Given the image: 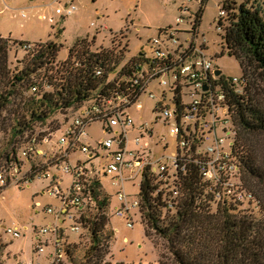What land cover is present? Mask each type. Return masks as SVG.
Masks as SVG:
<instances>
[{
    "label": "built area",
    "instance_id": "2783aa9c",
    "mask_svg": "<svg viewBox=\"0 0 264 264\" xmlns=\"http://www.w3.org/2000/svg\"><path fill=\"white\" fill-rule=\"evenodd\" d=\"M197 1L205 6L209 0ZM43 5L51 8L52 13L44 12L40 18L51 24H57L58 17L71 16L78 9L75 0H47ZM218 6L219 18L215 23L217 30L223 31L228 10L224 1ZM182 9L190 11L186 6ZM22 15L27 13L23 11ZM201 18L202 11L190 20L185 15L178 16L176 27L160 28L161 35L150 40L152 56H147L146 51L143 56L139 54L143 59L135 64L136 73L124 90H116L110 95L100 94L77 107L68 108L61 112L66 123L59 119L47 123L51 117L37 124L24 133L18 143L17 158L0 169V185L46 180L47 187L40 189L35 196L50 195L59 200L58 205L45 204L40 199L32 204L36 212L54 218L53 222L36 229L40 241L37 252L42 254L46 247L52 246L47 264H69L70 252L80 243L70 240L69 230L79 233L80 237L85 231L91 233L92 223L103 221V216L108 217L111 210L110 196H101L103 189L88 161L71 159L76 151L90 153V158L99 154V148L109 151L111 161L103 169L118 186L116 216L125 219L129 228L134 227L137 215L144 223L140 196L144 174L155 176L156 194L168 196L166 202L173 207L178 200L180 177L190 163L198 165L216 200H230L242 205L258 203L256 194L244 182L242 167L234 151L236 113L223 89L222 74L215 73L218 67L205 53L208 39L200 36ZM181 24L187 26L182 28ZM180 34L183 38L179 37ZM24 47L30 49L32 44ZM230 82L238 86V91L248 84L243 76L232 77ZM157 83L175 92L171 99L173 107L166 103V91L158 95L153 90L152 85ZM32 90L38 91V85L35 84ZM144 95L159 99L157 109L162 116L156 122L163 118L170 134L177 138V146L171 154H160L152 148L144 138L154 137L153 128L148 122L136 124L129 113L131 106L144 108ZM187 95L190 101L186 100ZM72 113L74 118L69 121ZM95 123L101 125L107 136L92 142L89 129ZM129 128L137 135L131 137ZM228 140H231L230 144ZM161 141L163 147L169 149L170 144L164 135ZM115 145H118L117 149H114ZM65 175L70 176L67 184L63 182ZM129 182L138 187L133 199L126 190ZM4 229L15 238L23 237L25 233L17 225H5ZM42 235L51 238L42 242ZM28 264L41 263L30 261Z\"/></svg>",
    "mask_w": 264,
    "mask_h": 264
},
{
    "label": "trees",
    "instance_id": "16d2710c",
    "mask_svg": "<svg viewBox=\"0 0 264 264\" xmlns=\"http://www.w3.org/2000/svg\"><path fill=\"white\" fill-rule=\"evenodd\" d=\"M224 6L228 16L222 44L240 62L248 84L238 91L230 77L222 75L221 80L236 113L234 151L244 182L256 193L258 203L246 206L216 200L198 165L190 163L171 207L168 196L156 194L155 176L145 173L141 211L147 235L154 231L162 241L160 264H264V100L262 89L250 82L248 74L252 71L264 84V13L258 0L241 4L224 0ZM25 45L0 36V169L17 158L24 133L100 94L124 90L136 73L135 64L143 59L138 55L123 63L128 45L99 49L83 38L63 62H58L60 45L55 41L24 47L23 58L12 62V50ZM35 84L38 91L32 90ZM5 187L0 185V194ZM102 220L92 223L90 248L81 257L73 249L69 264L110 263L107 256L113 233L105 228L108 217Z\"/></svg>",
    "mask_w": 264,
    "mask_h": 264
},
{
    "label": "rangeland",
    "instance_id": "374dc122",
    "mask_svg": "<svg viewBox=\"0 0 264 264\" xmlns=\"http://www.w3.org/2000/svg\"><path fill=\"white\" fill-rule=\"evenodd\" d=\"M223 1L209 0L204 6L197 0H75L78 6L75 13L71 16L58 17V23L51 24L40 18L44 12L52 13L51 8L43 5L47 0H0V36L11 37L26 44L55 41L60 45L58 62L65 61L69 56L70 48L83 38L93 41L94 48L99 49L111 48L115 44L116 46L120 44L122 48L128 45L123 62L126 63L136 58L140 52L146 51L147 56H152L150 40L161 35L160 28L176 27L178 16L185 15L186 19L190 20L202 11L200 36L208 39V48L205 51L207 57L215 61L214 65L222 70V75L225 77H242L244 73L240 62L235 56L228 54V50L222 44L223 31H218L216 28L215 22L219 18L220 9L218 4L222 5ZM236 1L239 4L245 2V0ZM258 3L262 6L264 13V0H258ZM184 6L189 7L190 11H183ZM23 11L27 13L26 16L22 15ZM186 26L187 24L180 25L182 28ZM179 37L183 38V35L180 34ZM25 51L24 46L15 47L11 52V61L21 60ZM13 64L15 66L16 63ZM248 74L249 79L251 77L250 82L252 80L254 85L262 89L261 98L264 100L263 82L258 76L253 75L252 71ZM152 87L158 95L166 91L168 93L166 103L173 107L171 99L175 96L174 91L158 83L153 84ZM186 100L190 101V96L187 95ZM142 102L143 109L131 106L129 113L136 124L148 122L150 128H153L154 137L144 138L150 142L152 148L160 154H171L177 146V138L170 134L169 127L164 124L163 118L156 122L158 117L162 116L161 111L157 109L159 99L144 95ZM73 111L76 110L73 109ZM74 115L70 114L69 121L73 120ZM57 119L62 123L67 122L60 112L47 123ZM129 129H131V137L137 135L132 128ZM89 132L92 142L100 141L107 136L99 123L92 125ZM220 133L222 134V130ZM162 135L170 144L169 149L163 147ZM230 141L228 140L227 143L230 144ZM117 148L118 145H115L114 149ZM108 152L104 148H99V154L92 158L90 153L85 154L82 151H76L71 156L73 161L78 159L88 161L91 171L96 175L103 189L101 196H110L111 210H109L105 228L113 233V236L110 240L111 253L107 256V260L109 264H160L162 241L154 234V231H150V236L147 235L140 215L135 217L136 223L133 228L127 227L125 219L116 216L118 186L112 183V176L106 175L103 169L111 161ZM69 180V175L63 177L64 184H67ZM47 185L48 181L35 179L30 184L7 185L0 194V224L17 225L25 231L23 237L15 238L0 226V264H28L30 261L47 264L49 262L47 255L52 251V246L46 247V251L39 254L37 245L40 241L37 235L39 228L53 222L54 218L44 212L38 213L32 208L33 201L36 199H40L45 204H59V200L50 195L35 196ZM126 190L130 194V199H133L138 192V187L129 182ZM68 235L70 240L80 242L77 243L76 248H73L75 255L83 256L91 246L92 234L85 231L80 237L79 233L69 230ZM41 237L42 242L51 238L44 235Z\"/></svg>",
    "mask_w": 264,
    "mask_h": 264
},
{
    "label": "water",
    "instance_id": "95a60500",
    "mask_svg": "<svg viewBox=\"0 0 264 264\" xmlns=\"http://www.w3.org/2000/svg\"><path fill=\"white\" fill-rule=\"evenodd\" d=\"M143 54L144 53L140 52V55H143ZM215 73L219 76V75L222 74V70L220 68H217L216 71H215ZM205 88H207V86Z\"/></svg>",
    "mask_w": 264,
    "mask_h": 264
},
{
    "label": "crops",
    "instance_id": "0c3cea01",
    "mask_svg": "<svg viewBox=\"0 0 264 264\" xmlns=\"http://www.w3.org/2000/svg\"><path fill=\"white\" fill-rule=\"evenodd\" d=\"M45 4V3H44ZM52 11V10H51ZM6 224L5 223H1L0 226L4 228Z\"/></svg>",
    "mask_w": 264,
    "mask_h": 264
}]
</instances>
